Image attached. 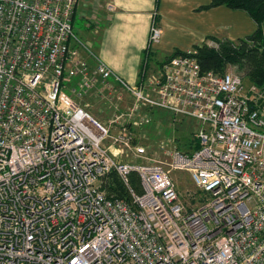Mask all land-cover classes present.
I'll return each mask as SVG.
<instances>
[{
    "label": "built area",
    "instance_id": "built-area-1",
    "mask_svg": "<svg viewBox=\"0 0 264 264\" xmlns=\"http://www.w3.org/2000/svg\"><path fill=\"white\" fill-rule=\"evenodd\" d=\"M77 2L0 0V264H264V86L203 72L193 49L131 86L74 33ZM118 89L132 103L107 125L82 104ZM143 110L195 121L198 147L169 138L151 158ZM177 171L198 206L179 200ZM112 174L129 201L106 193Z\"/></svg>",
    "mask_w": 264,
    "mask_h": 264
},
{
    "label": "crops",
    "instance_id": "crops-1",
    "mask_svg": "<svg viewBox=\"0 0 264 264\" xmlns=\"http://www.w3.org/2000/svg\"><path fill=\"white\" fill-rule=\"evenodd\" d=\"M211 0H78L73 21L78 23L76 35L88 42L101 61L118 77L133 86L157 75L164 58L175 51H186L212 39L236 41L250 36L256 29L255 23L243 11L226 7L206 8ZM161 32L157 43L150 42L151 29ZM74 31V27H73ZM158 62V63H157ZM122 94L120 101L110 104L123 112L132 100ZM87 94L82 104L89 108L85 99H96ZM119 107V108H118ZM119 112L122 113L120 110ZM112 113L96 110L95 115L107 125ZM151 122L142 129L150 131L154 125H164L172 131L175 147L183 152H192L197 143L193 134L198 124L193 120H181L171 124L172 115L162 110H143ZM172 125V128L168 127ZM179 131V135L176 134ZM168 131V132H169Z\"/></svg>",
    "mask_w": 264,
    "mask_h": 264
},
{
    "label": "trees",
    "instance_id": "trees-1",
    "mask_svg": "<svg viewBox=\"0 0 264 264\" xmlns=\"http://www.w3.org/2000/svg\"><path fill=\"white\" fill-rule=\"evenodd\" d=\"M220 6L245 12L255 23L256 29L244 39L236 41L212 39L216 46L209 47L207 44L195 46L194 57L201 70L224 75L228 66L236 67L239 71L244 72L243 76L235 74L245 83L264 86V0H211L206 8ZM182 53L175 51L167 57V60ZM130 182L132 187L140 193L137 175L132 174ZM105 189L108 194H113L114 197L130 200L128 192L115 174L110 175Z\"/></svg>",
    "mask_w": 264,
    "mask_h": 264
},
{
    "label": "rangeland",
    "instance_id": "rangeland-1",
    "mask_svg": "<svg viewBox=\"0 0 264 264\" xmlns=\"http://www.w3.org/2000/svg\"><path fill=\"white\" fill-rule=\"evenodd\" d=\"M74 33H76V28H78V23L75 21L74 22ZM215 43L214 41H208V42H204L202 44H211V43ZM201 44V45H202ZM198 45L197 47L201 46ZM194 47H191L190 49H194ZM189 50V49H188ZM168 57V56H167ZM167 57L164 58V61L162 62V64L167 60ZM158 63V62H157ZM225 72H234L239 74L240 76L244 75V72L239 71L236 67H227ZM83 101V100H81ZM84 101H87L88 104L90 105L88 109H86V111L93 117L95 118L97 121H99L100 123L103 124L104 121H101L97 115H95L96 110H99L101 113L106 114V117L110 116L112 113H121L119 112L120 110L123 112V110L126 107V104L124 103L123 106H120V110L117 111V108L112 107L108 102H106L105 100H102L100 98H96V99H85ZM132 103V102H131ZM131 105V104H130ZM171 120V124L175 125L179 122H181V120H178L176 122H174L173 117L170 118ZM168 127L172 128V125H169ZM167 130L164 125H154L152 126V128L150 129V131H146L145 129H138L137 132V142L138 144H143L147 147V151H148V155L151 158L154 159H160L161 156L157 151V143L159 141L162 140H167L169 139V137L172 136V131ZM176 134L179 135V131L176 130ZM108 143V142H107ZM107 145V144H106ZM124 161H128L129 158H123ZM162 160H164V158H162ZM171 180L175 183L176 185V189H177V193L179 196V200L181 201V203H183V205L185 206V208H193L198 206L201 201L205 198L204 194L199 190L196 189L194 187V185L192 184V182L189 179V175L187 173L184 172H171L170 175ZM137 185V184H135ZM106 193L108 194V192L106 191ZM109 196H112L113 194H108Z\"/></svg>",
    "mask_w": 264,
    "mask_h": 264
}]
</instances>
